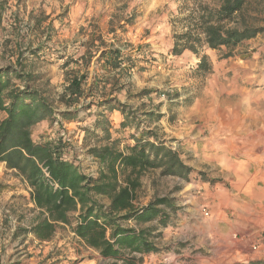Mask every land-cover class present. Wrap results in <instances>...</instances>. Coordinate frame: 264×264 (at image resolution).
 <instances>
[{"label":"rangeland","instance_id":"1","mask_svg":"<svg viewBox=\"0 0 264 264\" xmlns=\"http://www.w3.org/2000/svg\"><path fill=\"white\" fill-rule=\"evenodd\" d=\"M259 2L252 0L251 9ZM0 5V68L15 67L18 59L24 73L40 78L34 86L49 97L57 112L54 121L32 130L33 140L62 137L68 143L64 157L84 175L96 179L99 174V162L88 153L90 148L118 140L121 150L132 146V137L145 131L176 150L186 165L191 162V181L210 185L222 181L221 173L204 159L221 146L219 142L239 152L249 149L252 156L264 149V34L243 42L230 57H225V48L206 47L198 56L188 51L171 55L174 35L182 34L203 8L216 9V0H0ZM90 43L99 50L90 64L83 68L71 63ZM109 49L125 56L120 69L98 61L100 52ZM203 56L209 72L197 68ZM77 69L86 75L81 84L83 97L76 106L67 107L59 100L71 70ZM105 100L133 113V121L131 117L126 120L129 126L120 127L124 115L102 106ZM66 110H76L77 116L63 120L58 113ZM101 111L110 127L108 141L102 131L104 121L95 127ZM148 112L153 116L146 117ZM186 133L197 135L192 146L186 147ZM0 185V264H122L84 246L73 233L75 214L71 225L56 226L49 241L37 240L28 230L39 211L31 204L25 183L3 163ZM135 195L136 207L165 196L174 201L175 208L165 210L169 216L166 228L158 229L156 222L145 225L158 229L154 234L160 236L154 243L159 253L144 256L142 264H201L221 252L219 247L224 246L212 238L210 226L212 209L217 214L229 209L221 207L219 199L183 180L160 177L158 171L140 179ZM99 202L108 204L106 199ZM203 207L209 210V218L201 215ZM238 233L233 241L239 243L244 237L248 253L264 245L262 231Z\"/></svg>","mask_w":264,"mask_h":264},{"label":"trees","instance_id":"2","mask_svg":"<svg viewBox=\"0 0 264 264\" xmlns=\"http://www.w3.org/2000/svg\"><path fill=\"white\" fill-rule=\"evenodd\" d=\"M216 1V9L203 8L182 34L174 35L172 56H180L185 51L198 56L200 49L206 47L210 50L225 48V57H230L243 42L264 34V0L253 5V9L252 0ZM2 12L0 5V25ZM94 47L90 43L84 54L70 62L87 67L99 51ZM124 57L120 50L109 49L100 52L98 61L117 70ZM16 61L15 67L0 68V114H3L0 119V163L21 178L28 188L30 202L39 211L40 216L28 232L41 242L49 241L56 226L71 225L75 214L73 233L85 247L97 251L104 259L142 264L144 256L159 253L154 239L160 234L154 232L168 226L169 216L165 210L174 211V201L164 196L153 199L144 207H136L135 194L140 179L149 172L158 171L160 177L189 183L192 169L176 150L165 146L153 132L145 131L132 137V146H124L121 150L117 149L118 140L90 148L88 153L99 162V174L96 179L84 175L78 165L64 157L68 143L62 137L42 139L38 143L33 140L32 130L54 121L57 112L49 97L34 86L40 78L24 73L20 61ZM197 68L209 72L205 56L201 57ZM79 72L80 69L71 70L59 100L67 107L76 106L83 97L81 84L86 75ZM102 106L124 115L121 128L133 121V113L119 103L105 100ZM58 115L67 121L77 116L76 110H66ZM144 115L150 118L153 113ZM98 116L101 120L95 122V127L104 121L102 131L108 141V121L103 111ZM2 190L0 185V193ZM101 199H106L108 204H100ZM128 222L134 226L124 225ZM153 222L157 223L158 229L145 226ZM232 264H264V260Z\"/></svg>","mask_w":264,"mask_h":264},{"label":"crops","instance_id":"3","mask_svg":"<svg viewBox=\"0 0 264 264\" xmlns=\"http://www.w3.org/2000/svg\"><path fill=\"white\" fill-rule=\"evenodd\" d=\"M184 138L187 139L184 142L189 143L186 147H189L196 143L194 139L197 135L186 133ZM219 145L221 146L215 151L206 154L207 158L204 159V163L221 173L219 177L222 181L210 185L206 181H191L194 173L189 175L188 184L203 189L204 195L219 199L221 207L230 209H227L226 213L220 211L219 214L212 209L210 222L213 228L212 238L224 247L220 246V253L201 264H232L248 260H264V245L259 246L258 251L248 253L243 247L244 237L238 239L239 243L233 241L234 234H239L238 232L243 230L264 232V149L252 156L249 149L242 148V153L230 145L225 148L222 142H219ZM240 153L245 155V158ZM188 165L191 166V162L188 161ZM229 179L231 181L227 185ZM225 185L224 189L222 186ZM229 211H231L230 219L227 216Z\"/></svg>","mask_w":264,"mask_h":264},{"label":"built area","instance_id":"4","mask_svg":"<svg viewBox=\"0 0 264 264\" xmlns=\"http://www.w3.org/2000/svg\"><path fill=\"white\" fill-rule=\"evenodd\" d=\"M201 215L204 218H209L210 212L207 208L203 207V208H201Z\"/></svg>","mask_w":264,"mask_h":264}]
</instances>
